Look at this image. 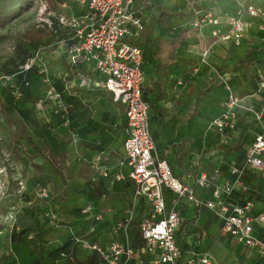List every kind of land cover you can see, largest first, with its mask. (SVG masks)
Segmentation results:
<instances>
[{
  "label": "crops",
  "instance_id": "crops-1",
  "mask_svg": "<svg viewBox=\"0 0 264 264\" xmlns=\"http://www.w3.org/2000/svg\"><path fill=\"white\" fill-rule=\"evenodd\" d=\"M210 3L221 18L220 27L225 28L229 16L233 15L235 3L232 0H175L174 4L170 0H154L152 6L143 9L145 28L137 41L143 50V92L153 101L160 93L163 95L150 106L149 112L156 150L169 162L172 173L204 200L212 197V188L198 185L197 176L207 173L219 185L232 179L229 163L244 161L247 148L261 131L252 109L264 107V90L258 89V79L255 83L243 72L255 69V60L264 55L260 33L250 28L240 46L231 42L214 44L211 26L200 29L193 25L197 7ZM194 4L198 6L195 8ZM162 7L173 12L168 22L160 19ZM205 50L209 53L204 58ZM258 72L263 73L259 69ZM72 86H75L72 94L76 96L72 139L59 140L56 154L48 149L44 155H37L34 145L46 148L42 133L56 136V131L65 132V129L43 124L39 117L42 113L38 115L35 108L32 111L34 121H27L25 128L15 119L17 113L12 115L15 121L11 122L12 129L18 133L13 137L21 134L13 149L19 142L20 153L26 145L28 158L35 170L38 168L27 177L29 189L33 191L38 182L49 181L54 197L28 209V205L23 208L21 203L16 230L6 235L0 231V264H108L95 250L84 247L83 242L101 246L115 241L132 244L126 223L133 218L143 220L152 212L149 200L135 197L132 180L111 183L116 172L126 170L122 164L126 130L119 107L108 101V114L105 116L102 112L99 116L94 96L81 91L77 80ZM228 88L240 100L234 108L237 113L234 128L221 132L211 123L226 109ZM103 93V99L107 98L106 94L111 96L107 91ZM10 106L13 113L17 111L14 104ZM88 112L90 114H86ZM44 114L43 110L41 117L50 120L51 115ZM113 114L120 117L114 118ZM21 131H25L27 139ZM62 161L66 162V167L60 172L54 166H47ZM190 168L197 175L190 176ZM105 170L109 176L103 175ZM244 181L253 191L254 213H264V170L246 168ZM164 192L168 210L175 208L180 216L175 235L182 250L179 264H190L191 258L200 253H207L213 264H264V254L224 232L222 218L213 210L197 207L186 197L178 200L170 188L165 187ZM243 195L242 187L236 186L232 201L241 203ZM80 202L85 204L78 205ZM87 205L92 206V211L82 213L80 208ZM42 212L47 217L43 223L36 219ZM94 213L102 214V219L95 221ZM54 221L55 225L45 223ZM38 228L41 240L33 244L28 241L27 234ZM22 230L26 233L20 235ZM254 230L264 238L263 224L256 223ZM64 244L65 247L57 251ZM135 249L133 256L129 260L123 256L120 264H149L158 254L140 251L139 247ZM62 252L67 256H62Z\"/></svg>",
  "mask_w": 264,
  "mask_h": 264
},
{
  "label": "built area",
  "instance_id": "built-area-1",
  "mask_svg": "<svg viewBox=\"0 0 264 264\" xmlns=\"http://www.w3.org/2000/svg\"><path fill=\"white\" fill-rule=\"evenodd\" d=\"M78 3L81 13L56 14L58 24L68 35V39L75 43L66 46L69 63L79 62L91 65V71L98 77L95 79L81 75L80 85L95 83L110 92L114 100L125 105L127 120V137L124 141V162L126 170L115 173L114 181L129 179L134 182L136 197H144L152 204V212L141 221V229L145 244L140 251L158 254L149 264H179L182 250L176 241V231L180 225V216L175 208L168 210L163 188L168 187L181 197H186L195 206H206L222 218L223 230L246 246L264 254V238L255 234V224L264 225V213L255 214L254 200L247 199L243 203L227 201L225 197L232 195L236 186L244 190L243 172L245 167L264 170V107L252 109L256 120L261 124V131L255 135L245 155V165L240 166L236 160L230 163L232 181L219 185L207 173H200L196 180L201 187H211L210 199L198 198L194 189L174 176L169 162L160 157L150 131V104L143 98V50L137 44L144 28L143 9L152 6L154 0H74ZM63 6L65 5L62 4ZM55 15V12L49 14ZM193 25L200 29L211 26V35L214 44L231 42L236 46L243 44L250 28L262 32L264 40V7L251 2L238 1V7L230 15L225 28H221V18L211 10L196 9ZM52 15V16H53ZM52 25L50 19L44 20ZM65 39L61 40L62 48ZM209 50L203 52L205 58ZM66 55V54H65ZM38 53L31 58L22 70L34 66ZM204 60V59H203ZM48 62L42 61L39 73L47 83L45 99L49 100L58 109L66 110L61 93L53 88L50 78ZM10 74L0 75V86L4 82H12ZM13 94L19 97L21 92L12 82ZM260 90H264V75H259ZM228 98L225 101L226 109L212 120V125L219 131L233 129L237 113L235 106L239 98L228 88ZM2 114L0 112V121ZM68 124V120L64 121ZM225 142H228L227 140ZM105 170L104 176H109ZM191 176V174H190ZM43 194L46 190L43 189ZM82 211L89 213L92 206H85ZM14 219L15 216L11 215ZM95 221L102 219V214L94 213ZM128 223H126L127 225ZM84 247L97 251L108 264H120V259L126 260L136 252L130 243L112 242L108 246L98 243L83 242ZM62 256H67L62 252ZM190 264H213L207 253L193 256Z\"/></svg>",
  "mask_w": 264,
  "mask_h": 264
},
{
  "label": "trees",
  "instance_id": "trees-1",
  "mask_svg": "<svg viewBox=\"0 0 264 264\" xmlns=\"http://www.w3.org/2000/svg\"><path fill=\"white\" fill-rule=\"evenodd\" d=\"M35 1L36 0H0V29L6 28L13 21H15L18 17L22 16L27 10H29L34 5ZM56 1L58 2L57 4H60V5H62L64 3H69V5H71V7L74 5V9H73L74 11H72V9H71V13H75V14L81 13V9H80L78 3L74 0H56ZM232 1H233V3H235V7L232 8L233 14L236 12V9L238 7V1L251 2V3L253 2V3H257V4L264 7V0H232ZM194 6L196 8L198 5L194 4ZM197 8L198 9L211 10L215 13V11L213 9L214 7L211 3L205 4V5L200 6V7L198 6ZM162 9L163 10H162V14L160 16V19H163V21L168 22L169 21L168 19L173 12H170V10H168L165 7H162ZM49 19H50L52 25H49V23L45 22V21L40 22L39 24H33V25L29 26L20 36L17 37V47H18V51L20 53L19 57H20V63L21 64H25L29 59L36 56L37 53H38L39 57L42 58V56H41L42 49L48 48V46L51 45L53 42H59V44H60L61 40L65 39V41H67L65 43V46L75 43V41L68 39V35L66 34V32L64 30H62V28L59 26L56 14L53 16L50 15ZM257 31L260 33V36H261V38H260L261 44L264 45V40L262 39V32L259 30H257ZM5 37L6 36L4 34H0V42L3 41L5 39ZM55 48H56V46L48 48L49 49L48 54L55 51L54 50ZM65 51H66V49H65ZM65 54H66L64 56V60L66 62L65 69H66L68 77H66V78L62 77V78L55 79L54 80L55 85H53L52 87L61 93L62 100H63L64 104L67 106L66 110L62 111L61 109L57 108L54 110V112H58V114L60 115L62 125H63L65 120H68V124L65 125V127H64L65 132H62V131L56 132V134H55L56 136H54V134H49L46 132L42 133V131H41L43 137L45 138L46 142L49 145V148L48 147L45 148L41 144L40 145H38V144L34 145L35 148L37 149V155H44V152L47 151L48 149L52 150V152L54 154H56L57 153L56 152V150H57V144L56 143H59V140H66V138H69V140L72 139L71 130L73 129V125H74V121H75V115H76L75 108H74V100H75L76 96L73 94H70L69 90L67 91V89H66V86L69 85L71 82L77 80V84L79 86V89H81V91L86 92L88 94H92L94 96V98L96 100V103L94 106L96 107V104H97V106H100V108H102L101 110L105 114V116L108 114V111H107L108 109L106 108V102H108V100H106L107 98H104V99L101 98V96H104L103 91L106 92V90L99 87V86H96L95 83H93V82H91L89 85H84V86L80 85L81 75H79V73H81L82 75H86L90 78H92V76L98 77L95 73H93L91 71L92 66L85 64V63H82V62H79L77 64L69 63L68 59H67V53L65 52ZM43 59H45V58L43 57ZM255 61H256V62H254V68L255 69H253L251 71L244 69L245 71H243V72H244V74H246V76H248L255 83H257V79H258L257 85H259V78L258 77H259L260 73L259 72L257 73V70L259 69L261 72H263L262 75H264V55H262V57H258L257 60H255ZM37 64H40L39 59H37L34 66H36ZM48 65H50L49 62H48ZM33 67H31L29 69V71H31L33 69ZM142 67H143V65H142ZM6 71H7V73H1L0 75H2V74H11V75H15V76L17 75V83L16 82L15 83L17 84V86L21 92V95L19 96L20 98L18 97L19 100L21 99L20 100L21 102H15L14 103V106L17 109V111H15L13 113L11 111L10 102L5 101L3 104L0 101V103H1L0 104V112L2 115H4L6 120H8L12 123L13 122L15 123V121L12 118V115L17 113L16 115L19 118L18 114H20L19 112L22 109L25 117L23 116L22 120H19V121L21 123H23L24 128H25V124L27 121L28 122L34 121L32 119L34 117L32 111L34 110V104H35L36 100L38 99L37 98V96H38L37 90H39L38 87L40 86L41 82L43 83V80H41V81L38 80L37 82L34 80V82H31L30 80L27 79V73L26 74L24 73V72H28V70L25 71V70H22L21 68L19 70L18 69L15 70L14 68H7ZM49 72H50V70H49ZM14 81H15V78H14ZM1 88L2 87L0 86V90H1ZM74 89H75V86H74ZM12 92H13V88H12ZM27 93H28L29 97H32V101L30 102L29 106L28 105L25 106V104L23 102V97L25 96V94L27 95ZM146 95L147 94L144 91L143 92V98H144V100H146L150 104V106H154L156 104V102L163 97L162 93H160L157 96L156 100L153 101V100L147 98ZM16 101H18V99ZM109 101L110 102L112 101V103L115 106L117 105L120 109L119 115L123 117L124 122H125V130H126L125 139H126V137H127V120H126L125 105L121 102L115 101L112 94H111V97L109 98ZM12 103H13V101H12ZM21 103L23 106H21ZM88 104H86L87 105L86 108H89ZM26 107H27V109H26ZM28 109L30 110L29 113H28ZM86 114H90V112H88ZM101 114H99V116ZM80 115H82V114H80ZM120 116H118V117H120ZM26 117H28V118H26ZM113 117L116 118L117 116L115 114H113ZM37 119L38 118L36 117L35 120H37ZM17 124H19V123H17ZM228 130H231V129L227 128L221 132H229ZM21 132L23 133L22 135L24 136V138H26L27 135H26L25 131H21ZM153 139H154V137H153ZM67 142L69 143V141H67ZM154 142H155V140H154ZM18 144H19V142H18ZM18 144H16L14 149H13L14 151H16L17 154L19 153L18 152L19 151ZM20 144L22 145L21 142H20ZM247 150H248V148H247ZM247 150H246V152H247ZM245 155H246V153H245ZM245 155H244V161H242V162L237 161V163L240 166L245 165ZM160 157H162V156H160ZM52 163H54V167H55L56 171H59V172L64 170L66 167V162H64V161H62L60 164H57V165H55L56 164L55 162H52ZM229 167H230V163H229ZM246 168H248V166L245 167V171L243 172V178H242L245 185H246V183L244 181V177H245V173H246ZM228 172L230 174V169L228 170ZM190 174H191V176L194 177L195 175H197V172L193 171V169L190 168ZM230 176L232 179L229 181H232L234 176H232L231 174H230ZM214 183H215V181H214ZM134 187H135V185H134ZM164 188H163V192H164ZM243 192H244L243 201L241 203H243L247 199L254 200V202H255V198H254L253 191L251 190V188H249L247 186V189L246 190L243 189ZM232 195H233V193H232ZM232 195L229 197H225V199L227 201H232ZM164 196H165V192H164ZM176 196H177L178 200L182 198L178 194ZM198 198H200V197H198ZM201 207H203V206H201ZM204 207H206V206L204 205ZM53 220H55V219L53 218ZM141 221L142 220L140 218H133L132 222H129L130 224L129 223L127 224L128 225L127 229L129 231V234H130L131 243L134 246V248H136V247L142 248L145 244V240L143 239V234H142V229H141ZM45 223H47L49 226V225H55L57 222L54 221V222H51V224L48 222H45ZM47 224H44V225L46 226ZM24 233H26V232H24V230L20 231V235H23ZM66 243H69V242H66ZM65 245L66 244H64L62 247L58 248L57 251L61 250L63 247H65ZM95 253L98 254L97 251H95Z\"/></svg>",
  "mask_w": 264,
  "mask_h": 264
},
{
  "label": "rangeland",
  "instance_id": "rangeland-1",
  "mask_svg": "<svg viewBox=\"0 0 264 264\" xmlns=\"http://www.w3.org/2000/svg\"><path fill=\"white\" fill-rule=\"evenodd\" d=\"M170 2L173 4L175 3V0H170ZM58 2L56 0H36L34 5L27 10L22 16L18 17L15 21H13L10 25H8L4 29H0V34H4L6 37L3 41L0 42V74L1 73H7V68H14L20 69L23 68L25 64L20 63V53L18 51L17 47V37L20 36L29 26L33 24H39L40 22H43L44 20H48L50 15L49 12H55V14H69L72 11H74V5L71 7L69 3H65V5L57 4ZM53 46H56L54 49L55 51L48 54V48H51ZM62 47V43L59 44V42H53L51 45L48 46V48L42 49L40 58V64H37L33 67L31 71L24 72L27 73V79L31 82H34V80L37 82L38 80H43L42 75L39 73L40 66L42 61L49 62V68H50V78L51 83L50 85H55L54 80L58 78H66L67 72L65 69V48L66 46ZM43 57L45 59H43ZM43 59V60H42ZM50 61H49V60ZM30 60V59H29ZM28 60V61H29ZM27 61V62H28ZM58 64H62V67ZM59 66V67H58ZM26 71V70H25ZM11 75V74H10ZM15 78V81H14ZM38 78V79H37ZM17 83V75L13 76V81ZM12 82H4L1 85L0 90V100H3L4 102H10L12 105L15 102H21L19 98L13 94L12 92ZM15 83V84H16ZM73 82L66 86L67 91L70 90V93L72 94L74 92V87L72 86ZM47 83L43 81L41 82L40 86L38 87L39 90H37V100L34 104L35 112L39 115L40 112L42 113L39 117L41 120H43V124L51 125V127L57 126L58 129L63 130L65 127V124L61 122V117L58 114V112H54L55 109H57L56 106H54L49 100L45 99V90L47 88ZM94 90V89H93ZM107 99L109 101L110 95L106 94ZM18 99V101L16 100ZM32 101V97L25 94L23 97V102L26 105L29 106L30 102ZM94 101V100H93ZM28 103V104H27ZM21 106L22 103H21ZM109 106V103L106 102V108ZM15 107V106H14ZM96 110L97 115L102 113V108L100 106H97L96 104ZM43 110L45 112L44 115H51L50 120L46 119V117L43 116ZM49 112V113H48ZM19 118H15L17 120H22V117L24 115L22 109L19 112ZM48 113V114H47ZM49 118V116H48ZM63 127V128H62ZM57 132V131H56ZM13 134H17L14 129H12V124L10 121L6 120L4 115H2V120L0 121V231L3 230L4 234H9V231H15L16 226L15 224L18 221V214H19V208L22 209L21 203L23 208L25 205L28 209L33 204H39L40 202H48L52 200V195L50 192H52L50 182L47 181L45 184L41 182H38L37 186L35 185V188L33 191H31L28 187V175H31L32 172L38 171V168L33 165V163L30 161V159L27 156L26 153V145L21 150L20 153H16V151L13 150V146L15 144V140H20V135L15 138L13 137ZM25 142V141H24ZM26 144V142H25ZM57 144V143H56ZM46 147L49 148L48 143L46 144ZM51 154V152H50ZM56 163L55 165H57ZM47 166H54V163L47 164ZM54 169V167H53ZM51 170V169H50ZM31 178V177H30ZM49 184V185H48ZM59 186V184H57ZM57 188L58 190V187ZM43 189L46 190V194H43ZM31 191V192H30ZM28 192H30L28 197ZM58 192H60L58 190ZM32 193V194H31ZM56 195V194H54ZM59 195V193H58ZM56 195V197H58ZM27 196V197H25ZM136 197V196H135ZM138 198V197H136ZM151 203V202H150ZM75 204V203H74ZM85 202H80L78 205H84ZM77 205V204H76ZM152 206V204H151ZM84 207L80 208L81 212ZM153 209V207H152ZM11 215H14L15 218H10ZM38 219V222H44L45 219H47L44 212L39 213L36 217ZM53 220V219H52ZM21 227L18 229L20 230ZM10 231V232H11ZM12 233V232H11ZM1 234V232H0ZM28 241H30L33 244H39L41 240V230L38 228L35 230V232H32V234H27Z\"/></svg>",
  "mask_w": 264,
  "mask_h": 264
}]
</instances>
